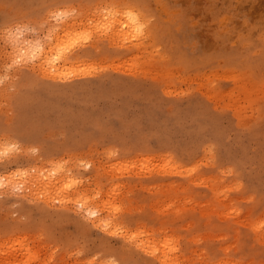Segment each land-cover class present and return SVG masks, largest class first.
Returning a JSON list of instances; mask_svg holds the SVG:
<instances>
[{"label":"rangeland","instance_id":"rangeland-1","mask_svg":"<svg viewBox=\"0 0 264 264\" xmlns=\"http://www.w3.org/2000/svg\"><path fill=\"white\" fill-rule=\"evenodd\" d=\"M0 153V264H264V0H0Z\"/></svg>","mask_w":264,"mask_h":264},{"label":"bare ground","instance_id":"bare-ground-1","mask_svg":"<svg viewBox=\"0 0 264 264\" xmlns=\"http://www.w3.org/2000/svg\"><path fill=\"white\" fill-rule=\"evenodd\" d=\"M56 15H57V13H56ZM128 15H129V14H127L126 16H128ZM58 16H59V15H58ZM129 16H130V15H129ZM133 17H134V16L131 15V18H132V19H135V18H133ZM111 20H112V19H111ZM122 21H123V20H122ZM136 21H137L138 24H139V21H138L137 19H136ZM136 21H135V22H136ZM112 22H113V21H112ZM116 22H117V21H116ZM116 22H115V23H116ZM124 23H125V22H124ZM116 24H117V23H116ZM116 24H115V25H116ZM120 24H121V23H120ZM122 24H123V22H122ZM125 24H126V23H125ZM125 24H124V25H125ZM127 24H128V22H127ZM112 25H113V24H112ZM130 25H131V24H130ZM128 26H129V25H128ZM139 26H140V25H139ZM139 26H138V29H139ZM64 27H65V26H64ZM67 27H68V26H67ZM112 27H113V26H112ZM115 27H116V26H115ZM129 27H130V26H129ZM129 27H128V28H129ZM131 27H132V29H133V26H131ZM68 28H69V27H68ZM64 29H65V28H64ZM125 29H126V28H125ZM57 30H58V29H57ZM59 30H60V29H59ZM117 30H118V29H117ZM66 31H67V30H66ZM115 31H116V29H115ZM117 32H118V31H117ZM129 32H130V31H129ZM53 34H54V33H53ZM56 34H57V33H56ZM117 34H118V33H117ZM118 35H119V34H118ZM53 36H54V35H53ZM55 36H56V35H55ZM54 38H55V37H54ZM58 38H59V36H57V39H58ZM73 38H74L75 40H78V38H80V37H78V38H77V37H76V38L73 37ZM73 38H72V39H73ZM54 40H55V39H54ZM58 40L63 41V42L65 43V41L62 40L61 37H60ZM56 41H57V40H56ZM60 41H59V43L56 45V46L58 47L57 49H58L59 51L62 50L61 52H64V51L66 52V50H64V49L67 48L68 51H69V48H68V45H69V44H67V47H66V45L63 46V45H62L63 42L61 43ZM67 41H68V40H67ZM67 41H66V43H67ZM72 41H74V40H72ZM78 41H79V40H78ZM70 42H71V39H69V43H70ZM52 43H54V42H52ZM66 43H65V44H66ZM60 44H61V45H60ZM75 44H76V43H75ZM77 44H78V43H77ZM77 44H76V45H77ZM59 45L62 46L64 49L59 48V47H60ZM71 45L74 46V44H72V43H71ZM71 45H70V47H72ZM52 46H55V44H53ZM52 46L49 47L50 49H48V50H50L49 53H50L52 50H54V49H52V48H53ZM56 46H55V50H57V49H56ZM46 47H47V46H46ZM75 47H76V46H75ZM44 48H45V47H44V44H43V46H41V44L38 43V45L36 44V46L33 47L32 51L34 52V55H35L37 58L40 57L41 54H42L43 56H45L44 58H46V60H48V61H50V58H51V57H52L51 59L56 58V60H58V56H59V53H57L58 51H57V52L55 51V52L57 53V55H54L55 52L52 53L53 51L51 52V56L48 54V55L50 56V57L48 56V58H49V59H48V58L46 57L47 55H44V54L46 53L47 48H46V50H45ZM43 49L45 50V53H44ZM48 50H47V51H48ZM68 51H67V52H68ZM67 52H66V53H67ZM43 53H44V54H43ZM66 53H65V54H66ZM62 54H63V53H62ZM60 55H61V54H60ZM63 55H64V54H63ZM63 55H62V58H63ZM53 56H54V57H53ZM56 56H57V57H56ZM62 58H59V60L62 59ZM40 59L42 60L41 57H40ZM41 60H40V61L38 60V61H39V62H42ZM46 60L44 59L45 62L43 61V63H46ZM54 60H55V59H54ZM52 62H53V61H50V63L53 65ZM60 62H62V61H60ZM41 64H42V63H41ZM41 64H40V63L38 64V65H39V68H40V65H41ZM47 64L50 65L49 62H47ZM42 65H43V64H42ZM45 65H46V64H45ZM48 65H46V68H49V67H47ZM58 65H59V64H58V62H57V69H58ZM53 66H54V65H53ZM55 66H56V65H55ZM55 66H54L53 68H56ZM42 67L45 69L44 66H42ZM42 67H41V69H42ZM39 68H38V69H39ZM43 71H44V70H43ZM43 71H42V72H43ZM43 73H44V72H43ZM54 73H55V71H54ZM44 74H45V73H44ZM48 76H49V75H48ZM54 76H55V74H54ZM54 76H53V77H54ZM60 76H61V75H60ZM66 77H67V76H66ZM6 148H8V147L6 146V147H5V150H6ZM18 171H19V170H18ZM20 171H21V170H20ZM9 174H10L9 176L12 175L11 173H9ZM17 174H19V172H18ZM4 175H5V174H4ZM13 176H14V174H13L12 177H11L12 179H13ZM19 176H20V175L17 176V179H19ZM1 177H3V176L1 175L0 178H1ZM4 177H5V176H4ZM6 178H7V176H6ZM6 178H5V179H6ZM15 178H16V176H15ZM3 179H4V178H3ZM3 179L1 178L0 181L2 182ZM5 179H4V180H5ZM4 180H3V181H4ZM6 180L9 181V177H8ZM14 180H15V179H14ZM14 180L12 181L13 183H14ZM15 181H17V180H15ZM31 181H32V180H30L29 183H31ZM12 182L9 181L10 184H11ZM48 182H49V181H48ZM48 182H47V183H48ZM50 182H51V181H50ZM50 182H49V185H48V186L51 185ZM2 183H3V182H2ZM6 183H7V181H6ZM32 183H33V184H32ZM32 183H31V185H34V181H32ZM51 183H53V182H51ZM4 184H5V181H4ZM0 185H1V183H0ZM2 185H3V184H2ZM5 185H6V184H5ZM7 185H8V183H7ZM9 187H10V186H9ZM12 187H13V186H12ZM12 187H10V188H12ZM86 208H88V207L86 206ZM86 208H85V209H86ZM95 208H96V207H95ZM85 209H84V210H85ZM90 209L92 210V212H91V210L88 211V212H90V214H91L92 216H94V220H93V221H96V220L98 219V216L96 215V212L94 211L95 209H94V208H93V209L90 208ZM97 209L99 210V208H97ZM86 210H87V209H86ZM88 212H85V213L89 214ZM91 215H90V216H91ZM102 217H103V216H102ZM100 218H101V215H100ZM103 220H104V217H103ZM103 220H102V218H101V221H103ZM98 221H99V220H97L95 223H98ZM102 223H103V222H102ZM99 224H100V223H98L97 225H99ZM104 225H105V223H104Z\"/></svg>","mask_w":264,"mask_h":264},{"label":"snow or ice","instance_id":"snow-or-ice-1","mask_svg":"<svg viewBox=\"0 0 264 264\" xmlns=\"http://www.w3.org/2000/svg\"><path fill=\"white\" fill-rule=\"evenodd\" d=\"M0 155H3V153H0Z\"/></svg>","mask_w":264,"mask_h":264}]
</instances>
